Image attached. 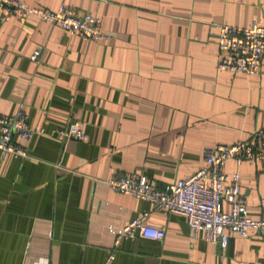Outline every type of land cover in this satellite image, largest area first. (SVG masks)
I'll return each instance as SVG.
<instances>
[{
    "label": "crops",
    "instance_id": "crops-1",
    "mask_svg": "<svg viewBox=\"0 0 264 264\" xmlns=\"http://www.w3.org/2000/svg\"><path fill=\"white\" fill-rule=\"evenodd\" d=\"M17 1L96 16L105 39L0 12V115L21 110L46 133L77 120L84 133L14 137L27 156L0 152V264H102L109 255V264H264L261 231H226L219 247L201 231L191 237L182 216L104 183L142 175L161 188L198 169L207 148L251 140L264 125V50L258 74L246 75L216 69V44L222 24L264 26V0ZM222 171L238 173L246 215L264 219L262 164L229 160ZM143 211L162 239L134 232L114 244Z\"/></svg>",
    "mask_w": 264,
    "mask_h": 264
},
{
    "label": "built area",
    "instance_id": "built-area-1",
    "mask_svg": "<svg viewBox=\"0 0 264 264\" xmlns=\"http://www.w3.org/2000/svg\"><path fill=\"white\" fill-rule=\"evenodd\" d=\"M2 20L15 17L19 22L33 16L40 21L56 27L68 34H75L84 40L100 41L105 36L100 31V19L90 14L76 16L74 12L60 6L54 11L26 6L17 0H0ZM217 70L240 72L257 75L264 50V26L251 23L246 28H237L222 24L218 26ZM40 50H35L30 57L36 60ZM34 135L53 136L57 139L84 138L81 123L69 121L64 127L46 133L42 128L32 129L27 126L26 114L17 110L12 116L0 115V152L18 157H26V150L14 142L13 138L29 140ZM232 160L239 165L245 160H257L264 169V125L251 135L250 141H238L228 145L216 144L204 151L203 164L189 176L167 183L161 188L152 186L146 177L118 176L107 179L108 189L128 194L150 202L154 209L180 215L185 219L191 237L202 232L206 241L224 247L226 231L240 237L251 229L264 235V219H252L246 215L245 202L239 193L238 173L225 174L222 166ZM225 201L228 211L221 209ZM147 215L143 211L121 225L115 232L113 243L122 238H131L134 232L142 238L160 240L163 231L146 225ZM111 255L102 263L109 264Z\"/></svg>",
    "mask_w": 264,
    "mask_h": 264
}]
</instances>
